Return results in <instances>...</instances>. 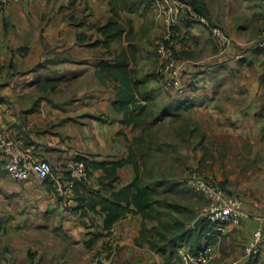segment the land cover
Returning <instances> with one entry per match:
<instances>
[{
  "label": "crops",
  "instance_id": "crops-1",
  "mask_svg": "<svg viewBox=\"0 0 264 264\" xmlns=\"http://www.w3.org/2000/svg\"><path fill=\"white\" fill-rule=\"evenodd\" d=\"M199 2L231 43L221 50L200 24L175 28L176 57L189 91L176 97L161 88L156 42L164 28L150 0H14L0 9V131L53 167L47 179L20 182L9 176L0 156V257L9 264H90L100 251L111 264H165V248L154 251L141 237L143 223L153 230L156 220L131 214L108 234L101 207L87 209L90 197H109L137 178L134 164H126L110 189L106 173L94 166L126 159L129 148L135 153L134 144H142L133 136L138 128L124 123L113 106L119 82L97 75L102 61L121 52L145 84L141 102L167 111L166 123L173 118L181 127L190 171L199 169L244 199L248 218L241 226L216 227L202 236L201 245L214 248L209 264H264V248L252 260L243 252L264 226V48L257 46L264 9L260 0ZM112 17L123 31L106 48L98 27ZM78 157L87 161L91 179L69 190L65 164ZM164 159L172 167L174 155ZM172 169L154 174L172 179ZM162 189L172 193L174 187L165 183ZM193 209L191 220L179 219L195 240L200 215Z\"/></svg>",
  "mask_w": 264,
  "mask_h": 264
},
{
  "label": "built area",
  "instance_id": "built-area-1",
  "mask_svg": "<svg viewBox=\"0 0 264 264\" xmlns=\"http://www.w3.org/2000/svg\"><path fill=\"white\" fill-rule=\"evenodd\" d=\"M14 0H0V9L9 8ZM157 10L164 34L156 42L159 56L158 74L163 92L169 96H184L185 82L182 78V64L176 57L177 40L173 31L182 24H200L208 29L217 41L218 47L225 50L231 43V38L219 26L213 24L206 16L196 11L190 4L180 0H151ZM264 9V0H260ZM257 46L264 48V31L260 34ZM2 64L0 57V66ZM0 155L6 161L4 169L9 176L20 182H27L36 176L47 179L53 174L52 165L44 160H34L17 141L0 131ZM66 186L73 190L79 183H88L91 179V170L81 158H71L66 161ZM189 188L203 196L206 204L202 207L200 217L209 223L221 226H241L248 218L240 197L228 193L212 176H205L197 169H192L187 177ZM264 248V226L259 227L249 242L244 246L243 252L249 258L258 257ZM214 257L212 245L206 246L197 254L188 250L180 252L181 264H209ZM0 264H9L6 259H0ZM90 264H111L110 257L103 251L97 253Z\"/></svg>",
  "mask_w": 264,
  "mask_h": 264
},
{
  "label": "trees",
  "instance_id": "trees-1",
  "mask_svg": "<svg viewBox=\"0 0 264 264\" xmlns=\"http://www.w3.org/2000/svg\"><path fill=\"white\" fill-rule=\"evenodd\" d=\"M180 1L190 4L196 11L206 16L211 21L205 7L200 2L198 3V0ZM98 31L105 37V47L109 48L110 41L121 35L123 30L116 19L112 17L105 25L98 27ZM101 42L102 41H98L96 43L99 45ZM100 68L101 72H97L100 79L104 80V76L101 74L105 73V79L112 78L120 84L119 88H117L119 90V95L113 102V106L118 113L124 114V123L127 125L133 124V130L142 127L143 125L141 123L145 125L147 123L146 117L153 115V111L148 104H143L141 102V100H145V94L139 95V90L141 88L144 89L145 84L136 79L135 71L130 68L127 55L124 52L115 54L111 61H102L100 63ZM181 73L183 78V69ZM185 91L189 93L188 85L186 84ZM166 112L167 111H164L162 114L160 113V115L153 118V122L148 125L146 124V127L143 126V130L150 129L152 126L157 125L164 116H167ZM137 141L138 140H136V142ZM138 142L140 143V140ZM132 150V148H129L130 154L126 159H120L109 163L100 162L94 165L95 168L102 169L106 173L109 179L107 185L110 189H113V184L118 180V169L124 167L126 164H134L137 178L131 184L120 190H112L109 197H103L101 195H97L95 198L90 197L87 209L95 210L97 205L101 207V211L105 213L103 228L108 234L111 232L115 223L131 214L140 215L147 221L156 220L158 225L154 227L153 230H149L146 223H143L141 237L154 251H161V249L165 248L164 251H161V253L165 255V264H171L174 259L180 260L178 251L183 245L190 246L189 249L186 248L185 250H188L191 254H197L209 245L207 243L201 245L202 236H205L207 232L214 231L216 225L200 217L196 223L197 230H200V232L196 230L195 233L196 235L198 234V236L195 240H192L193 230L185 229L184 223L180 221V219L178 220V217L184 221L187 218L191 220L195 214L194 211L190 208H185L183 205L159 200L157 198L158 196L168 193V190H163V192L157 191V187L162 186L165 182L163 180L158 181L155 187L146 184L145 178L142 177L141 172H138L139 163L134 159L135 153ZM80 158L84 161L82 157ZM2 161L4 164L6 159L4 158ZM84 162L87 165V161L85 160ZM87 167L89 168L88 165ZM193 192L195 191L193 190ZM191 212H193V215L190 217L187 215L186 218H183L182 213L190 214ZM91 243H93V241ZM162 243L163 247H161ZM0 259L3 258L0 257ZM250 259L252 260L254 258L251 257L249 260Z\"/></svg>",
  "mask_w": 264,
  "mask_h": 264
},
{
  "label": "rangeland",
  "instance_id": "rangeland-1",
  "mask_svg": "<svg viewBox=\"0 0 264 264\" xmlns=\"http://www.w3.org/2000/svg\"><path fill=\"white\" fill-rule=\"evenodd\" d=\"M155 109L153 110V115L146 117L147 125L152 123L153 118L160 114V109L157 108V106H155ZM166 119L167 118L164 117L161 123H158L157 125H154L147 130H143V126L146 127V124L144 125L143 123H141L143 126L139 127V130L137 129L133 134V136L139 137L142 140V144L133 143L134 148L136 149L134 156H136V160L139 163L138 172H141L142 177L145 178L146 184H149L153 187H155L156 182L162 180L166 183L167 186L172 185L174 187L172 193L161 195L159 193L160 196L157 197L159 200H164L166 202H171L173 204H179L183 206L187 205L194 212L195 210L193 208L198 207L197 212L200 215V211L206 203L199 194L193 192V190L188 187V185L186 184L187 177L185 179L184 176L187 172L190 171V168L186 164V157H184L183 155V151L189 148V144H185L182 142L183 132L180 126H176V120L170 118L169 123H166ZM170 142H174L173 146L171 147V153L175 157L172 167H170L164 159L165 157L169 156L173 157V155L169 152ZM157 148H160V151H157ZM155 150L156 152H154ZM156 163H158V165L160 166L159 170H155ZM171 168H173L172 172L177 173L172 179H166L165 177H160V174H154V172H169ZM197 170L200 171L199 169ZM165 183L162 186L157 187L158 192H161V190H163L160 188H163ZM241 199L244 204V199L242 197ZM182 214L183 218H186L187 215L189 217L193 215V212H191L190 214Z\"/></svg>",
  "mask_w": 264,
  "mask_h": 264
}]
</instances>
